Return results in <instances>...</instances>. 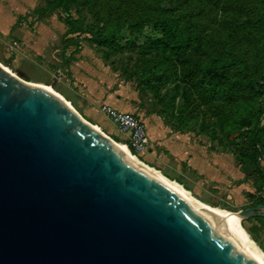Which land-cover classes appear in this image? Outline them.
Segmentation results:
<instances>
[{"label": "rangeland", "instance_id": "rangeland-1", "mask_svg": "<svg viewBox=\"0 0 264 264\" xmlns=\"http://www.w3.org/2000/svg\"><path fill=\"white\" fill-rule=\"evenodd\" d=\"M14 1L25 9H14ZM63 1L0 0L9 17L0 27V64L51 87L115 142L125 144L126 136L111 134L107 123L117 127L102 105L130 106L126 113L141 119L149 146L129 152L201 203L233 213L264 200V133L254 140L240 126L260 109L264 128V94L249 98L246 85L231 86L264 72V0ZM151 7L192 23L196 42L185 53L169 58L155 48L160 33L148 22ZM213 57L231 68L197 72ZM240 224L264 254V218Z\"/></svg>", "mask_w": 264, "mask_h": 264}, {"label": "water", "instance_id": "water-1", "mask_svg": "<svg viewBox=\"0 0 264 264\" xmlns=\"http://www.w3.org/2000/svg\"><path fill=\"white\" fill-rule=\"evenodd\" d=\"M264 216V204L233 212ZM0 264H258L215 211L0 64Z\"/></svg>", "mask_w": 264, "mask_h": 264}, {"label": "trees", "instance_id": "trees-1", "mask_svg": "<svg viewBox=\"0 0 264 264\" xmlns=\"http://www.w3.org/2000/svg\"><path fill=\"white\" fill-rule=\"evenodd\" d=\"M64 0L61 3H65ZM150 12L153 14L148 17V22L151 26H153L159 33V37L155 39V48L160 50L161 54L169 58H176L183 53H185L186 48L192 46L196 42V36L194 35L193 29L191 27V22L181 23L180 15H173L169 12L166 13V10L162 7H151ZM68 18H66V23L68 22ZM263 20V19H261ZM68 24V23H67ZM260 27H262L261 31H264V23H258ZM264 53V49L262 51ZM230 62L223 57H213L209 59L207 64H201V67L197 70V72H211V70H226L230 67ZM231 68V67H230ZM229 70V69H228ZM238 74V71L235 70ZM242 74H246L244 69H240ZM254 73H248L243 76L241 81H234L231 86H235L240 84L241 86L246 85L251 92V97L249 98H257L264 94V83L260 81V78H264V72H259L255 75ZM244 83V80H246ZM263 111V110H262ZM260 109L255 114L249 115V117H243L240 126L246 127L249 129L251 133V137L256 140L259 135L264 133V128L259 127V117L262 113ZM248 116V115H247ZM245 118V119H244ZM259 174L264 176L261 171ZM250 198H254L253 195H249ZM257 204H264L263 199H258ZM262 217L264 216H257ZM255 218V217H254ZM252 219V218H250ZM249 220V219H247ZM247 231L251 234L254 229H247Z\"/></svg>", "mask_w": 264, "mask_h": 264}, {"label": "bare ground", "instance_id": "bare-ground-1", "mask_svg": "<svg viewBox=\"0 0 264 264\" xmlns=\"http://www.w3.org/2000/svg\"><path fill=\"white\" fill-rule=\"evenodd\" d=\"M5 69L8 70L6 67H5ZM42 87L45 88V89H47L48 91H50V92H52V93L60 96L59 94H57L55 92V90H52L51 87H49V86H42ZM90 125L92 126V128L95 131H97L103 137H105L110 142H112L116 147H118L127 157H129L130 159H132L133 161H135L136 163H138L139 165H141L143 168H145L146 170H148L149 172H151L152 174H154L155 176H157L162 182H164L167 185H169V186L173 187L174 189L178 190L179 192H181L185 196L189 197L190 199L194 200L198 204H200V205H202L204 207H207V208L215 211L216 213H218L228 223V225L230 226V228L232 229V231L243 241V243L246 245V247L251 252L252 256L258 262V264H264V254L253 243H251L248 240L247 236L244 233V229H243L242 225L240 224L239 220L237 219V217H236V215L234 213L227 212V211H224V210H221V209H218V208H211V207H209V206L201 203L200 201H198L197 199H195L187 190H185L184 188H182L177 182L168 179L163 174H161L159 171H157L156 169L148 166V164L146 165L145 163H143L142 161H140L136 156H134L133 154H131L124 143H120V142L113 141L110 137L106 136L103 132H101V130L98 128V126H94L92 124H90Z\"/></svg>", "mask_w": 264, "mask_h": 264}, {"label": "built area", "instance_id": "built-area-1", "mask_svg": "<svg viewBox=\"0 0 264 264\" xmlns=\"http://www.w3.org/2000/svg\"><path fill=\"white\" fill-rule=\"evenodd\" d=\"M102 113L110 119L118 131L126 136L128 150L143 151L149 146V138L141 119L132 113L121 112L109 105H102Z\"/></svg>", "mask_w": 264, "mask_h": 264}, {"label": "crops", "instance_id": "crops-1", "mask_svg": "<svg viewBox=\"0 0 264 264\" xmlns=\"http://www.w3.org/2000/svg\"><path fill=\"white\" fill-rule=\"evenodd\" d=\"M25 2L27 4V0H25ZM28 4H30V2H28ZM12 5L14 6V9L17 8V10H20V12H22V9H25V6H26V5L22 6L18 1H16V2L14 1ZM7 14H8L7 10L1 7L0 8V27L2 29L6 28L7 21L9 20V17H7ZM10 18H12V17L10 16ZM109 103H110L109 104L110 106H112L113 108H115L119 111L132 112V109L130 106L124 105V104L120 103L119 101L110 100ZM106 104H108V103H106ZM107 124H108L110 132H111V134H113V136H115L117 139L125 138V135H123L117 129H115V127H113L111 125V123H107Z\"/></svg>", "mask_w": 264, "mask_h": 264}]
</instances>
